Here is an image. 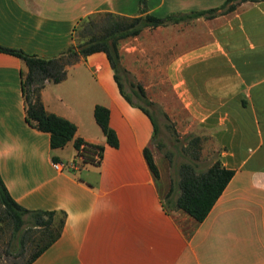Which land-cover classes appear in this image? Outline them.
Listing matches in <instances>:
<instances>
[{
	"label": "crops",
	"instance_id": "obj_1",
	"mask_svg": "<svg viewBox=\"0 0 264 264\" xmlns=\"http://www.w3.org/2000/svg\"><path fill=\"white\" fill-rule=\"evenodd\" d=\"M222 1L145 0V11L162 16ZM139 6L138 0H0V44L53 56L72 43L80 17L98 10L130 16ZM143 28L140 34L161 33L154 47L144 42L146 50L170 61L166 71L190 127L209 135L233 173L202 220L165 209L169 183L161 192L151 120L120 93L102 51L67 64L62 79L39 89L46 111L72 121L75 136L103 146L96 164L75 158L73 166L54 169L53 156L66 163L75 157L72 140L52 148L48 133L25 120L26 66L0 51L1 180L25 208L64 212L57 238L28 264H264V0ZM96 103L108 109L116 146L106 143L93 118Z\"/></svg>",
	"mask_w": 264,
	"mask_h": 264
},
{
	"label": "trees",
	"instance_id": "obj_2",
	"mask_svg": "<svg viewBox=\"0 0 264 264\" xmlns=\"http://www.w3.org/2000/svg\"><path fill=\"white\" fill-rule=\"evenodd\" d=\"M244 0H223L218 5L193 9L189 11L169 12L162 16L146 12L145 0H138L139 10L135 15H121L111 11L100 13L97 18L89 19L85 24L81 23L84 17H80V38L76 43H70L62 51L53 56H39L28 53L22 49L7 47L0 44V51L8 52L20 57L26 71L21 77V91L24 99L25 120L35 128L48 133L50 147H59L68 140H72L75 154L82 155L85 163L96 164L102 155V144L92 143L75 136V124L67 118L46 111L39 97V89L47 81L56 82L65 76L67 64L94 51H102L112 69L113 78L123 97L131 104L145 112L152 123L151 140L156 132V122L151 112L143 105L135 103L123 91L117 71L121 68L120 53L118 51L119 40L134 36L143 27H155L169 22H178L197 16L212 17L235 8L236 4ZM254 1V0H251ZM79 22L81 25H79ZM135 86L133 93L137 98L147 104L150 100L145 97L144 87L139 83H131ZM95 122L103 132L105 141L111 146L117 145L115 131L108 125V109L106 106L96 103L92 108ZM202 137L196 134L189 135L184 144V149L189 151V158L179 163L177 177L170 180L169 186L163 195V206L167 210L182 209L195 220L200 221L209 211L217 196L231 177L233 169L225 167L218 158L214 159L203 169H197V159ZM82 145V146H81ZM144 159L153 176L158 177L157 166L153 161L151 152L147 146L142 149ZM94 155L98 159L93 161ZM55 160V156L52 157ZM26 215L27 219H24ZM64 221V212L59 209H28L19 204L7 191L0 177V234L4 228L9 227L8 235L3 241L4 251H8L14 240L19 247V252L26 240H35L36 247L24 259L21 264H28L44 248H46L60 233ZM25 222L31 227L41 228L38 236L29 237L28 232L22 228Z\"/></svg>",
	"mask_w": 264,
	"mask_h": 264
},
{
	"label": "rangeland",
	"instance_id": "obj_3",
	"mask_svg": "<svg viewBox=\"0 0 264 264\" xmlns=\"http://www.w3.org/2000/svg\"><path fill=\"white\" fill-rule=\"evenodd\" d=\"M104 11L107 10L89 13L81 23L85 24L89 19L97 18ZM81 23L79 22V25ZM77 25L78 23L75 27ZM79 31L80 26L73 31L72 43H76L80 38H85V36L80 35ZM148 31L119 40L118 51L120 53L121 68L117 71V75L123 91L133 102L147 108L155 119L156 132L151 142L154 150L159 154L163 170L162 178L159 179V188L162 192L167 183L177 177L176 172L179 163L189 158V151L184 149V144L189 135L196 134L202 137L198 159L196 160L197 169L205 168L214 159L218 158V150L209 135L198 134L194 128L190 127L187 108L183 106V102L174 89L166 71V65L170 61L158 59L156 51L154 52L155 48H152V51L146 50L144 42H148V45L152 47L156 37L160 36L161 33L151 30V28ZM141 47H144V51L147 52H144ZM179 48H181V44H175L174 52ZM136 82L144 87L145 97L150 100L149 104L137 98L133 93L135 86L131 83ZM24 219H27L26 215H24ZM22 228L28 232L26 234L27 239L30 236L36 238L38 236L37 233L41 229L31 227L29 222H25ZM8 230L9 227L4 228V231L0 234V264H21L36 247L34 244L35 240H26L21 252H19L17 242L14 240L12 242L13 246H7L8 251H4L3 241L8 235Z\"/></svg>",
	"mask_w": 264,
	"mask_h": 264
},
{
	"label": "built area",
	"instance_id": "obj_4",
	"mask_svg": "<svg viewBox=\"0 0 264 264\" xmlns=\"http://www.w3.org/2000/svg\"><path fill=\"white\" fill-rule=\"evenodd\" d=\"M75 158H78L80 160V162L85 163L82 161V155L75 154V157L73 159H71L68 163H66L65 161L63 162V161H59V160H53L51 162V165L54 169L60 170L67 164L69 166H73L75 164ZM97 159H98L97 155H94L93 161H96Z\"/></svg>",
	"mask_w": 264,
	"mask_h": 264
}]
</instances>
